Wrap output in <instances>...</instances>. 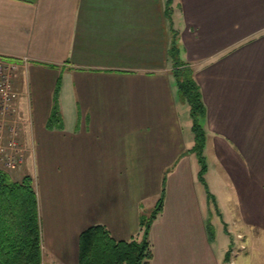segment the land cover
Wrapping results in <instances>:
<instances>
[{
    "label": "crops",
    "instance_id": "0c3cea01",
    "mask_svg": "<svg viewBox=\"0 0 264 264\" xmlns=\"http://www.w3.org/2000/svg\"><path fill=\"white\" fill-rule=\"evenodd\" d=\"M0 0V55L33 178L43 264H79L94 225L137 238L156 205L150 264H259L264 256V0ZM172 28L206 106L205 175L169 57ZM62 127H48L54 93ZM229 258V262L227 259ZM264 264V263H263Z\"/></svg>",
    "mask_w": 264,
    "mask_h": 264
},
{
    "label": "trees",
    "instance_id": "16d2710c",
    "mask_svg": "<svg viewBox=\"0 0 264 264\" xmlns=\"http://www.w3.org/2000/svg\"><path fill=\"white\" fill-rule=\"evenodd\" d=\"M172 1L168 0L166 15L172 25ZM169 57L173 62L179 100L188 106L192 119L195 143L190 152L196 154L201 166L199 180L205 186L208 201L215 203L209 191L205 175L208 164L205 156L206 131L204 119L206 106L201 86L190 63L181 59L178 34L172 28V43ZM61 79L58 80L48 127H62L59 94ZM166 199L165 178L161 195L154 208L140 219L137 238L116 240L103 225H94L83 231L79 239V264H150L154 254L150 231L154 221L164 210ZM210 239L215 237L214 226L208 225ZM229 262V258L227 259ZM0 264H43L42 228L38 207V196L33 178L25 175L14 180L8 172L0 170Z\"/></svg>",
    "mask_w": 264,
    "mask_h": 264
},
{
    "label": "built area",
    "instance_id": "2783aa9c",
    "mask_svg": "<svg viewBox=\"0 0 264 264\" xmlns=\"http://www.w3.org/2000/svg\"><path fill=\"white\" fill-rule=\"evenodd\" d=\"M27 61L24 58L22 62ZM22 62L0 55V170L5 172L24 165L28 155L18 116L17 103L21 94L14 86Z\"/></svg>",
    "mask_w": 264,
    "mask_h": 264
},
{
    "label": "rangeland",
    "instance_id": "374dc122",
    "mask_svg": "<svg viewBox=\"0 0 264 264\" xmlns=\"http://www.w3.org/2000/svg\"><path fill=\"white\" fill-rule=\"evenodd\" d=\"M190 119H191V117H190ZM185 128H186V132L188 133V134H191V122H192V119L189 121V119L187 118H185ZM28 156V155H27ZM26 161H27V158H26V160H25V163H24V165H22V166H19V167H16V168H14L13 170H10V171H8V173L10 174V176L12 177V179H14V180H19V178H16L17 176H16V173H14V171H16V170H21L24 166H25V164H26ZM212 204V202H210V205ZM214 205H211L212 206V211L210 212V217H212V221H213V223L218 227V230H217V228L215 229V227H214V234H220V237L222 236V231H223V228H222V225H221V221H220V219H217V217H216V214H215V209L217 208L216 207V204L215 203H213ZM264 240V239H263ZM256 259H257V261H258V263L259 264H263L264 263V256H263V254L262 253H260V252H258L257 254H256Z\"/></svg>",
    "mask_w": 264,
    "mask_h": 264
}]
</instances>
